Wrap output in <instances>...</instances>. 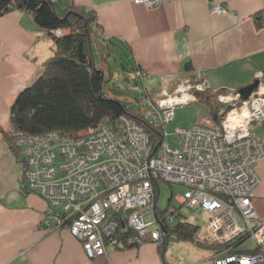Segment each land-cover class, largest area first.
Returning <instances> with one entry per match:
<instances>
[{
    "label": "crops",
    "instance_id": "crops-1",
    "mask_svg": "<svg viewBox=\"0 0 264 264\" xmlns=\"http://www.w3.org/2000/svg\"><path fill=\"white\" fill-rule=\"evenodd\" d=\"M217 4L227 11L213 10ZM54 5L59 11L95 9L102 35L97 38L126 39L136 63L155 81L169 80L167 87L195 72L212 86L236 87L264 68V0H160L153 6L134 0H54ZM54 46L52 31L30 12L16 8L0 14V159L9 156L3 130L11 124V104L44 69ZM257 171L261 178L252 201L264 218V155ZM44 209L43 197L21 190L17 166L11 175H0V264H173L163 257L166 247L161 251L150 240L109 245V257L90 260L67 228L44 225ZM207 248L214 264L215 248Z\"/></svg>",
    "mask_w": 264,
    "mask_h": 264
},
{
    "label": "built area",
    "instance_id": "built-area-1",
    "mask_svg": "<svg viewBox=\"0 0 264 264\" xmlns=\"http://www.w3.org/2000/svg\"><path fill=\"white\" fill-rule=\"evenodd\" d=\"M135 2L153 6L160 1L135 0ZM218 10L225 11V7L218 6ZM257 76L259 83L250 98L237 102L239 93L237 95L219 94L220 101L224 104H229L225 103L226 100L227 102L232 101L219 123H196L188 127L177 128L176 132L181 136L177 146L167 141L163 132L158 135L157 139L152 138L145 133L147 131L143 126L132 120L124 121V124L116 130L111 129L110 125L105 126L99 136L94 137L93 141L86 146V149L80 148V145L75 148L81 151L86 150L81 157H78L74 148L69 147L68 149L63 145L64 154L71 152V156L66 159V161L70 160V163L63 164V162V168L69 167L74 162L69 171L65 169L63 171L69 174L76 167L77 171L63 183L61 195L71 193L73 203L77 197L80 199L86 197L83 208L81 204H77L79 206L78 213L71 218L69 223H65L64 227L71 230L75 227L74 234L80 239L83 248L89 250L90 255L93 256L98 251L100 253L107 251L106 246L109 240L105 238V242L103 241L104 233L108 229L111 231L118 223L125 225L127 230L133 226L132 228H136L138 232L140 230L136 225L143 224L144 228L140 232L143 240L151 223V221H146L145 215L149 212L154 213L156 210L153 203L157 201V181L159 179L178 181L188 186L185 195H179L181 202L188 207H201L209 212V218L206 221L208 231L209 226L210 228L216 227V229L213 227V231L210 233L214 235L213 238L219 243L226 240L228 242L222 250H219L220 254L215 259L216 264H221L222 261L223 264H261L264 262L251 260L253 256L251 251H229L235 246L234 242L242 237H252L255 240L254 245L260 244L261 238H264V218L256 213L252 201L255 190L253 175L258 173L257 164L264 155V132L258 135L256 130L249 126L255 121L257 122L253 125L264 124V70H258L255 78ZM200 83L205 86L204 81ZM195 85L196 83L186 77L174 88L166 86L162 89L161 97L158 100L160 108L164 109L166 113L163 117L164 123L174 117L176 105L194 100L192 95L191 98L188 97L192 91L191 87ZM171 99L173 100L171 101ZM154 124L158 125L157 122ZM160 137L161 140H158ZM46 143L45 150H48L53 164L54 158L49 149L50 143L48 140ZM36 145L38 146L37 152H41L39 142ZM99 145L106 148L113 146L116 155L112 156L110 152L103 155L102 152L95 156L90 153L91 147L98 148ZM66 150L70 152L65 153ZM27 151L29 157L26 158L25 163L29 162L31 156L35 158L36 163L39 155H33L32 147ZM91 154L92 158L87 160V155L91 156ZM52 164L51 166H53ZM163 165L166 166L165 171L157 172L156 168ZM45 167L46 165L41 168ZM25 168L37 171V176L39 173H43L41 168L33 170L30 165L28 168L27 164ZM53 171L55 172V167ZM153 174L157 175L154 184L151 178ZM84 176L92 178L93 187L90 188V191L84 190L82 187ZM126 176L128 177L127 181L115 184L117 178ZM44 178L34 180V182H38L37 185L33 183V179H30L31 187L39 189L49 197L51 194H47L43 188L42 179ZM49 192L51 193V191ZM143 194H146L145 201L140 202L139 197ZM52 199L53 201L48 199L50 208L58 201L56 197H52ZM90 202H92L91 207ZM113 207L116 210H114V214L111 212ZM173 208L170 206L171 210ZM98 210L101 211L96 212ZM101 214L103 217L100 216ZM112 217H114L113 222H109L107 230H102L103 234L99 230L93 232L91 228L84 227L87 222L92 223L94 220ZM133 217L141 222L140 225L136 222L133 223ZM153 220L157 226L153 229V233L155 236L157 235L156 238H159L160 235H167L159 220L157 218H153ZM44 221L47 222L48 219L45 217ZM60 222L61 218H59ZM81 223H84L83 226ZM61 224L62 222L58 225L62 227ZM109 235L110 240L120 242L111 234ZM132 236L134 237L133 233ZM234 237L236 238L233 241ZM229 243H231L230 246Z\"/></svg>",
    "mask_w": 264,
    "mask_h": 264
},
{
    "label": "trees",
    "instance_id": "trees-1",
    "mask_svg": "<svg viewBox=\"0 0 264 264\" xmlns=\"http://www.w3.org/2000/svg\"><path fill=\"white\" fill-rule=\"evenodd\" d=\"M16 8L30 12L40 26L51 31L55 28L66 29L59 36L52 33L55 41L53 54L45 60L44 69L41 73L16 94L10 107L11 124L6 131L3 130L5 139L10 146L12 145L11 152L18 162L23 163L21 171L25 169L26 163L24 161L29 157L27 149L30 147L33 149V155H39L36 163L30 165L31 169L36 170L43 167L46 164L42 154L43 150L37 152L38 146L36 144L42 139H46L50 143L49 149L52 151L54 158L52 165L55 167V172L52 178H44L42 182L44 190L47 194H51L48 197L49 200L53 201L52 197H56L58 201L53 204L49 214L45 216L48 221H44V225L46 226L49 223L51 227H58L60 226L58 224L62 222L61 226L64 227V224L69 223L71 218L78 213L79 206L77 204H81L83 208L86 197L82 199L77 197V200L73 203L71 193L61 195L63 193V183L77 171L76 167L69 174H64L62 163L71 156V152L64 154L63 145L67 146L68 149L69 147L74 148L78 157H81L86 150L81 151L75 148L80 145V148L86 149V146L93 141L94 137L99 136L105 126L110 125L111 129L116 130L126 120L135 121L140 126H143L152 138L157 139L163 130L168 133L165 128L167 122H163V117H165L166 113L164 109L160 108L158 100L161 97L162 88H150L145 85L144 80L149 73L138 65L133 58L136 65L133 77L135 84L138 83V80L143 83L142 95L141 97H136L138 100L136 105H128L125 101L126 99L119 93L109 94L105 91V71L103 66L95 60L92 44L93 37L99 40L100 38L97 37L100 34L98 32L91 34L90 31L93 25L98 23L95 9H75L68 6L59 11L54 5V0H0V14ZM103 41L106 42L110 53L111 47L117 49L124 47L131 54L132 49L126 39L108 35L103 38ZM189 66L190 64L187 62L186 67ZM259 70H264V68ZM186 77H189L193 83L195 81L205 82L204 91L196 90L199 95L198 99L196 98L189 102L201 101L208 109L211 119H209V122L197 120L180 127H188L196 123H219L223 114L230 107L229 104H224L219 100V94L226 90L238 89L244 85L237 87L212 86L201 72H195L190 76L180 78L171 88H174ZM127 98L130 97L127 95ZM154 122H157L158 125H155ZM261 125L263 129L259 133L256 131L258 135L264 132V124ZM16 135L21 136V138L15 143L14 138ZM180 139L181 136L179 142ZM31 184L32 181L30 179H24L20 184V188L25 193H28L33 189ZM101 186L103 188V184ZM156 198H158V192L156 193ZM156 209L159 210L157 201ZM162 210L160 209V212H163ZM174 217L175 215L173 214L165 215L163 221L160 222L167 235L170 234L168 238L195 241L205 246L197 236L199 224L184 217H179L175 221ZM59 218H61L60 223ZM149 221H151L150 225L155 226L153 218ZM170 230L172 231L170 232ZM245 239L246 237H242L235 241V246L231 250L253 252L251 247L241 246ZM116 243L109 240L106 250L108 251L109 245L116 246ZM132 244L137 243L134 242ZM165 247L166 245L163 249ZM214 250L213 263L216 264L215 259L220 254L219 250L221 249L215 247Z\"/></svg>",
    "mask_w": 264,
    "mask_h": 264
},
{
    "label": "rangeland",
    "instance_id": "rangeland-1",
    "mask_svg": "<svg viewBox=\"0 0 264 264\" xmlns=\"http://www.w3.org/2000/svg\"><path fill=\"white\" fill-rule=\"evenodd\" d=\"M137 3H141V2H137ZM142 4H144V3H142ZM147 6H151V5H147ZM218 6L225 7L224 5L217 4L213 7V10H215L219 13L227 11L226 7H225V11H219ZM75 9H80V8H75ZM97 24L93 25V28L90 30L91 34L96 33V32H98V30H100V25L99 24L97 25ZM64 29L65 28H55L52 31V33H54V35L59 36L63 33ZM92 44H93V51H94L95 60L98 64H101L103 66L104 71H105V78H106L105 91L108 92L109 94L119 93L124 99H126L125 101L127 102L128 105L135 106L137 101H138L136 99V97H139V96L141 97V95H142L141 89L143 87V83L141 82V80L137 79L138 83L135 84L133 77H134V71H135L136 65H135V62H134L133 57L130 54V52L124 47H120L118 49L115 47H111L110 48L111 53H110V50L108 49L106 42L103 41L102 38H100L98 41H96L95 38L93 37ZM254 79H258V76ZM144 81H145V85H147L150 88H153V87H158V86H163V85L167 86V83L169 80H165V81L161 82V81H155L153 78L146 77ZM200 82L201 81H195L194 82V83H196V85L194 87H191L192 91H191L190 97H188V98H191V95H192L194 99H196V98L198 99L199 95L197 94L196 90L197 91L198 90L204 91V89H205V86H203V84ZM258 83H259V79H258ZM257 86L251 91V93L249 94V96L247 98H250V96L252 95V92L257 89ZM215 93H216V90H215ZM221 93L228 94V95H232V94L237 95L239 93L238 94L239 98L236 99L237 102H240L241 100L245 99L241 96V93L239 92V88L235 89L233 91L232 90H226V91L221 92ZM127 95L130 98H127ZM172 100L173 99H171V101ZM187 100H189V99H187ZM219 100H220V98H219ZM167 101H170V100H167ZM225 103H229V105H230V104H232V101L227 102V100H226ZM209 119H211V118L209 117L208 109L206 108V106L201 101H192L189 103L177 105L175 108V117L165 124L166 125L165 128L168 130V133H167V131H165V132H164V130L162 131L164 133V136H165L164 138L167 141H169L170 143H172L173 145L177 146V145H179L180 136H179V133L175 132V130L178 127H180L182 125L191 124L197 120L200 122H209ZM256 122L257 121H255L254 123H256ZM263 122H264V117H263ZM254 123L249 124V126L251 127V129H254L257 131V133H259L263 129V126L262 125L261 126L253 125ZM145 133L149 134V136H151L148 131ZM165 134H167V135H165ZM3 135H4V133H3ZM20 138H21V136L16 135V137L14 138L15 143ZM43 140H39V146H40V151L43 150V156H44L45 161H46V164H45L46 167L41 168V171L43 173H39L38 176H39V178L45 177L46 179H50L53 176V173H54L53 168L54 167L51 166L52 158H51L48 150H45L46 146H47V143H46L47 140L46 139H43ZM158 140H161V137ZM7 144H8V149H6V152L7 153L9 152L10 154L8 153L9 156L7 159H0V175L1 176L11 175L13 168L15 166H17L18 167V180H20L19 181L20 184H21V182H23L24 179H33L32 180L33 183L35 185H37L38 182H34V180L39 179L37 176V171L34 172V171L29 170L27 168H25L21 171V165L23 163L22 162L20 163L17 161V159L15 158L13 153L11 152L12 145L10 146L8 141H7ZM89 151H90V153H92L95 156L101 154L102 152H103V155L106 152H110V154H112V156L116 155V153L114 152L113 146H110V148H106V147H102V145H99L98 148H92L91 147L89 149ZM111 151H112V153H111ZM66 152H70V151L66 150L65 153ZM92 154H91V156L87 155V157H88L87 160L92 158ZM10 155H12V156H10ZM78 160H79V158H78ZM24 162H26V160ZM33 163H35V158L31 156L29 159V162L27 161V163H26L28 165V168H29V165H31ZM66 163H70V160L65 161L63 164H66ZM72 164H74V162L71 163V165ZM71 165L69 167L65 166L64 169L66 171H69L70 170L69 168L71 167ZM165 168H166V166L163 165V166H159L156 169H157V172H159V171L163 172V171H165ZM152 170H154V169H152ZM99 172H101V171L99 170ZM66 173L67 172H65L64 174H66ZM167 173H169V172L167 171ZM259 182H260V179H259ZM157 183H158L157 205L159 207V210H155L157 212V217H156L157 220H159V222H161V221H163V218L165 217V215L173 214V215H175V217H174L175 221L178 220L179 217H184L185 219H187L189 221H192L194 223L199 224L200 226L198 228V232H197L198 235L197 236H198L199 240L202 241V243L206 247L200 246V245H198L195 242H192L190 240H171V238H168L170 236V234L160 235L159 238H156L157 235L155 236V234L153 233V229L157 227L156 223H155L156 227L154 225L153 226L150 225L148 227L149 229H147V232L145 233L146 239L144 238L142 240V242L145 240L154 241L159 245L160 250L163 251V247L170 240L166 246V250H164L163 257L165 258L166 261H170L173 264H192V262H196V261H197L196 264H207V263L209 264V262L212 260L211 249L207 248V247H212V248L218 247L221 250H222V248H224V245L222 243L217 242L216 239L213 238L214 235L210 234V233H212L214 226L211 228L209 226V231L211 229L210 232L207 229L206 220L209 218V212L204 211L201 207L196 208V209L192 208V207H188L186 204L181 202L179 195H182V196L185 195L186 190L188 189V186L186 184H184L182 182H178V181H169V180H165V179H159L157 181ZM82 187L84 188V190L86 189V190L90 191V188L93 187L91 176H84V178L82 180ZM146 190H148V189H146ZM254 191H253V193H254ZM30 192L36 193L37 195H40L41 197L44 198V200H45V209L44 210L45 211H44V217L43 218L45 219V216L47 214H49V210H50L49 200H48L49 198L45 194H42V191H40L39 189H36V190L31 189ZM81 193H83V192H81ZM145 195L143 194L141 197H139L140 202L145 201V198H146ZM91 206H92V202H90V207ZM167 206H168V208H167ZM170 206L174 207L173 208L174 212H173V210L170 209ZM160 209H163L162 210L163 212H160ZM100 211L101 210H98L96 212H100ZM158 213H159V215H158ZM150 215L151 214H147L145 216V219L147 221H149L151 218H153L152 215L150 218ZM100 216L103 217L102 214ZM103 220H106V221H103ZM113 220H114V217L94 220L92 223L87 222L86 226H84V227L91 228L93 232L99 230L100 233H102V230H104V229L107 230V227L110 224L109 222H113ZM134 220H135V217H133V223L136 222V223H139V225H140L141 222L139 220H135V221ZM83 224L84 223H81L82 226H83ZM136 227H138L140 232H142L144 225L143 224L140 226L136 225ZM62 228H66V227H62ZM214 228L216 229V227H214ZM68 230L77 239H79L73 232L74 230H76L75 227L73 230H71V229H68ZM171 231L172 230H170V232ZM235 238L236 237H234L232 240L234 241ZM103 241L105 242V237H103ZM254 244H255V240L252 237L248 236L242 242L241 246L242 247H252V246H254ZM230 245H231V243H229V246ZM116 246H122V243L117 242ZM96 247L99 248V246H97V245H96ZM253 249L254 250L251 253L256 254L257 252L260 251L261 246L255 245L253 247ZM229 251H231V249ZM84 252H85L86 257L90 260L99 259L101 257H109L108 251H104L102 253H100V251H98L95 256L90 255L89 250L87 251L84 249ZM238 252H241V251H238ZM221 264H223V261L221 262ZM261 264H264V262H262Z\"/></svg>",
    "mask_w": 264,
    "mask_h": 264
},
{
    "label": "bare ground",
    "instance_id": "bare-ground-1",
    "mask_svg": "<svg viewBox=\"0 0 264 264\" xmlns=\"http://www.w3.org/2000/svg\"><path fill=\"white\" fill-rule=\"evenodd\" d=\"M156 177H157L156 174H153V176L151 177L153 184L156 181ZM253 178H254L255 187H256L257 186L256 184H258L257 182L260 179V175L258 173H256V174L253 175ZM127 180H128L127 176L126 177H119V178L116 179L115 184L122 183V182H125ZM255 187H254V189H255ZM153 206L156 207V203L155 202L153 203ZM114 210L115 209L113 207L111 209L112 214H114ZM151 215H152L153 218H156L157 217L156 211L154 213L151 212ZM128 226H129V224H128ZM58 227H60V226H58ZM132 227L129 228L131 230L130 231V230L125 229V225H122V224L118 223V224L115 225V227L113 229H111V231H110V229L105 231L104 236H105V238L110 240L111 237H110L109 234H111L114 238H117L121 243H124V244L125 243H134V242L139 243V242H141L142 241V238H141L142 234L140 232H138V230L136 228H132ZM132 233L134 234V237L132 236ZM257 245L261 246V249L256 254L255 253L251 254V255H253L251 260L264 261V238H261L260 244H257ZM235 252H238V251H235Z\"/></svg>",
    "mask_w": 264,
    "mask_h": 264
},
{
    "label": "water",
    "instance_id": "water-1",
    "mask_svg": "<svg viewBox=\"0 0 264 264\" xmlns=\"http://www.w3.org/2000/svg\"><path fill=\"white\" fill-rule=\"evenodd\" d=\"M258 85V79H254L251 82H248L241 87H239V92L243 98H247L251 91Z\"/></svg>",
    "mask_w": 264,
    "mask_h": 264
}]
</instances>
